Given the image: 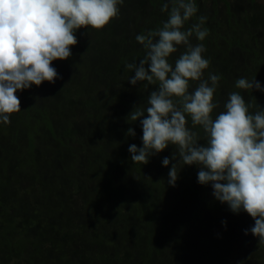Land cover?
<instances>
[{
	"label": "trees",
	"instance_id": "trees-1",
	"mask_svg": "<svg viewBox=\"0 0 264 264\" xmlns=\"http://www.w3.org/2000/svg\"><path fill=\"white\" fill-rule=\"evenodd\" d=\"M162 4L124 0L104 28L75 31L72 55L52 62L54 83L16 92L20 111L10 114V124L0 123V264H264V243L245 235L254 219L216 200L211 184H199V168L183 165L178 146L169 144L147 164L131 161L129 146H143V117L128 116L149 107L159 82L131 85L134 72L125 64L144 58L135 37L162 27ZM257 17L221 33L203 25L209 32L203 41L190 37L210 60L202 79L221 77L213 119L232 92L252 105L250 113L264 108V92L235 87L246 78L264 88V16ZM184 51L170 54L169 63ZM199 82L190 80L188 92ZM185 116L198 144L206 143L202 127ZM174 163L178 179L170 186Z\"/></svg>",
	"mask_w": 264,
	"mask_h": 264
},
{
	"label": "clouds",
	"instance_id": "clouds-1",
	"mask_svg": "<svg viewBox=\"0 0 264 264\" xmlns=\"http://www.w3.org/2000/svg\"><path fill=\"white\" fill-rule=\"evenodd\" d=\"M123 2L0 0V123L10 124V114L20 111L18 90L39 86L44 81L55 82L58 73L52 62L72 55L70 46L78 42L74 34L77 29L104 28L119 16L118 5ZM170 2L171 8L167 2L161 6V12L168 13L162 27L135 37L146 49L144 58L138 64H125L127 71L134 72L128 78L131 85L159 82L149 94V107L135 108L128 116L132 121L143 117L140 119L143 146H129L131 161L147 164L150 156L169 144L178 146L183 165L195 164L199 168L198 183L211 184L213 197L226 203L233 213L243 210L252 217L254 226L245 230V235L250 231L264 243V108L252 114L249 112L252 105L240 93L232 92L225 110L213 119L211 113L218 107L213 97L221 77L209 74L202 79L210 60L202 55L206 51L202 43L193 45L190 41L194 34L199 41L208 36L203 27L207 16L197 17L198 23L182 30L198 11L195 0ZM179 45L185 51L173 66L168 58L177 52ZM190 80L200 81L191 93ZM235 87L264 92L255 79L239 78ZM173 97L179 99L174 101ZM185 114L191 116L194 126L202 127L206 143L198 144V133L186 127ZM127 134L135 136L132 128ZM172 159H176L175 154ZM169 163V158L164 157L162 165ZM168 177V184L175 186L177 163L172 164Z\"/></svg>",
	"mask_w": 264,
	"mask_h": 264
},
{
	"label": "rangeland",
	"instance_id": "rangeland-1",
	"mask_svg": "<svg viewBox=\"0 0 264 264\" xmlns=\"http://www.w3.org/2000/svg\"><path fill=\"white\" fill-rule=\"evenodd\" d=\"M162 2L169 3V8H171L172 4L170 0H162ZM195 3L198 8L197 13L195 14L196 18L201 15L207 16L204 25H206L208 30H215L220 33L222 30H227L230 25L234 24L246 28L247 23L250 25L255 24L259 17H257V15H260L261 13L262 16H264V0H197ZM146 10L149 13L150 7H147ZM158 18L160 21L159 25H162L163 22L167 21L168 13L164 12V17L158 15ZM156 21V19H152L151 22L155 23ZM189 21L190 19L185 22L182 30H187L192 26L193 23ZM128 33L129 31L127 30L126 34ZM130 40L133 44V37H130ZM182 48H184L183 45L177 46L178 50H181Z\"/></svg>",
	"mask_w": 264,
	"mask_h": 264
}]
</instances>
